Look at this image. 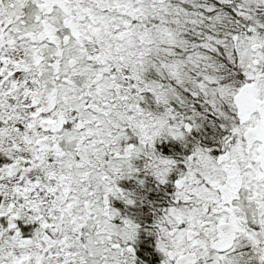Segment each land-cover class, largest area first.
<instances>
[{"label": "snow or ice", "instance_id": "1", "mask_svg": "<svg viewBox=\"0 0 264 264\" xmlns=\"http://www.w3.org/2000/svg\"><path fill=\"white\" fill-rule=\"evenodd\" d=\"M0 264H264V0H0Z\"/></svg>", "mask_w": 264, "mask_h": 264}]
</instances>
